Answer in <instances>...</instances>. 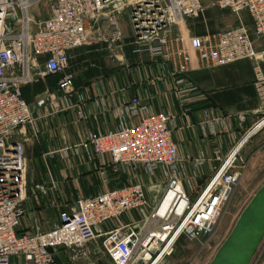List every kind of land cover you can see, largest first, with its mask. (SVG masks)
Returning a JSON list of instances; mask_svg holds the SVG:
<instances>
[{"label":"built area","instance_id":"obj_1","mask_svg":"<svg viewBox=\"0 0 264 264\" xmlns=\"http://www.w3.org/2000/svg\"><path fill=\"white\" fill-rule=\"evenodd\" d=\"M40 2L49 10L37 21L31 9ZM218 5L237 18L247 11L252 26L239 23L207 38L190 37L187 43L176 28L199 17L200 0H0V264H11L12 257L19 258L16 264H59L60 251L76 257L98 239L112 264H161L181 238L199 240L212 231L246 168L241 149L264 128V77L258 64L256 113L263 116L248 127L249 115H236V131L243 133L237 143L225 155L215 148L210 159L196 161L197 167L211 164L210 175L201 184L195 181L196 172L186 175L189 158L180 156L173 138L176 116L151 112L133 97L115 129L92 131L60 150L69 162L72 158H82L87 165L98 162L104 169L130 176L128 182L93 197L79 195L61 211L59 225L47 232L21 230L26 161L25 146L15 135L26 124L39 131V118L23 98L22 87L39 75L53 76L59 78L62 93L72 92L69 51L87 45L96 32L100 39L121 41L119 21L124 14L135 43L161 59L166 71L174 67L179 99L195 90L185 79L192 69L255 61L258 52L251 33L264 39V0H219ZM102 22L106 31L101 36L95 26ZM222 123L227 132H235L231 118ZM140 175L149 183L132 182ZM36 189L47 194L45 186ZM134 212L137 218L131 216ZM112 223L115 226L107 229Z\"/></svg>","mask_w":264,"mask_h":264},{"label":"crops","instance_id":"obj_2","mask_svg":"<svg viewBox=\"0 0 264 264\" xmlns=\"http://www.w3.org/2000/svg\"><path fill=\"white\" fill-rule=\"evenodd\" d=\"M218 1L200 0L199 17L187 19L176 32L182 31L188 43L190 37L207 38L239 23L252 26L247 11L237 18L221 8ZM126 19L122 16L119 21L123 31L121 41L112 43L100 39L96 32L87 45L69 51L67 73L74 79L72 92L62 93L58 88L59 78L50 76L39 75L22 87L23 98L39 118L37 133L32 125L26 124L15 135V140L25 146V157L35 161L31 177L26 173L21 223L25 233H31L25 227L32 216L44 218L45 210L51 214L52 209L65 208L79 195L93 197L128 182L130 176L117 173L114 168L104 169L98 162L87 165L82 158H72L69 162L60 150L77 144L92 131L103 134L115 129L119 116L124 115L125 105L133 97H138L151 112L170 111L176 116L173 138L180 156L189 158L184 167L186 175L196 172L197 184L210 175L211 164L197 167L196 161L210 159L215 148L225 155L242 136V132L236 131V115L248 114V127L263 116L256 113L260 102L254 69L258 64L264 77L263 38L251 33L258 52L255 61L240 60L223 67L204 65L192 69L185 79L195 90L179 99L175 94L178 76L174 67L170 65L166 71L161 59L151 57L136 44ZM95 27L101 36L106 31L103 22ZM224 118L233 120L235 132L226 131ZM240 156L246 165L243 174L264 175V135L253 136L241 149ZM133 179L132 182L149 183L144 175ZM36 186H45L47 194L39 193ZM131 216L138 217L136 212ZM113 226L114 223L109 224L107 229ZM50 230L53 229L43 232ZM67 257L72 264H111L100 239L88 244L76 257L72 252ZM256 264H264V249Z\"/></svg>","mask_w":264,"mask_h":264},{"label":"rangeland","instance_id":"obj_3","mask_svg":"<svg viewBox=\"0 0 264 264\" xmlns=\"http://www.w3.org/2000/svg\"><path fill=\"white\" fill-rule=\"evenodd\" d=\"M48 10V4H46V2H40L32 7L31 15L35 18V20L40 21L47 17ZM122 16L125 17L126 15L124 14ZM126 21L129 22L128 17ZM89 33L91 34L90 31ZM92 39L94 38L92 37L91 40ZM259 134L264 135V128H262L255 135ZM25 161L26 173L31 177L33 172L30 173V171L32 170L35 161L33 162V160H30V158L26 157ZM263 182L264 175L250 173L243 174L233 193L231 194L226 208L223 210L221 217L219 218L217 224L213 227L212 231L207 235L201 236L199 240L191 241L185 237L181 238L176 244L172 255L167 257L161 264H209L214 258L219 247L223 244L232 231L240 214L259 187L263 184ZM62 210H65V208L52 209L51 214L48 212V210H45V217L41 219H37L35 216H32L28 222V227H25V230H29L31 233H33L55 229L60 223V214ZM263 249L264 242L251 264L257 263V260ZM19 261L20 260L18 257L11 258V264H16Z\"/></svg>","mask_w":264,"mask_h":264},{"label":"water","instance_id":"obj_4","mask_svg":"<svg viewBox=\"0 0 264 264\" xmlns=\"http://www.w3.org/2000/svg\"><path fill=\"white\" fill-rule=\"evenodd\" d=\"M65 219L63 222H67ZM264 242V183L246 205L232 231L209 264H251ZM53 252V249H50ZM59 264H72L66 253L57 255Z\"/></svg>","mask_w":264,"mask_h":264},{"label":"trees","instance_id":"obj_5","mask_svg":"<svg viewBox=\"0 0 264 264\" xmlns=\"http://www.w3.org/2000/svg\"><path fill=\"white\" fill-rule=\"evenodd\" d=\"M51 77H53V76H51ZM55 79L57 80V79H58V77H55Z\"/></svg>","mask_w":264,"mask_h":264},{"label":"bare ground","instance_id":"obj_6","mask_svg":"<svg viewBox=\"0 0 264 264\" xmlns=\"http://www.w3.org/2000/svg\"><path fill=\"white\" fill-rule=\"evenodd\" d=\"M254 196V195H253Z\"/></svg>","mask_w":264,"mask_h":264}]
</instances>
